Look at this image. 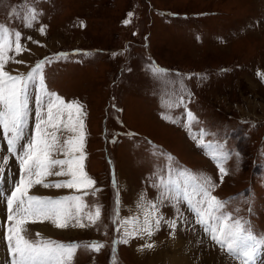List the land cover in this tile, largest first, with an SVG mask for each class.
I'll list each match as a JSON object with an SVG mask.
<instances>
[{
    "label": "rangeland",
    "instance_id": "rangeland-1",
    "mask_svg": "<svg viewBox=\"0 0 264 264\" xmlns=\"http://www.w3.org/2000/svg\"><path fill=\"white\" fill-rule=\"evenodd\" d=\"M26 5L39 12L31 29L23 27ZM0 23L21 31V43L28 49L16 56L24 63L6 65L12 74L26 73L36 61L57 53L68 54L46 64L45 85L65 102L83 104L84 166L99 189L95 196L84 197L90 207L101 206L96 225L59 229L64 232L52 235L48 233L57 228L51 222H37L27 226L30 239L40 233L64 243L104 245L99 252L78 248L72 264H112L113 255L116 264H173L179 255L187 257V264H240L209 240L185 204L180 208L188 223L178 222L174 239L162 224L149 241L155 243L154 249L138 251L147 238H133L117 244L113 254L112 241L119 237L112 222L117 190L122 218L136 213L141 193L155 201L158 192L152 179L163 171L158 153L164 152L182 168L210 175L217 185L212 195L225 202V211L248 221L246 227L264 241V82L256 76L257 71L264 72V0H0ZM41 25L46 26L44 35ZM153 63L166 73L154 76L149 68ZM181 80L191 93L190 98L185 95L190 101L187 108L199 119L193 135L205 128L215 134L205 141L222 143L231 154L222 183L216 164L185 128L161 119L162 104L182 94ZM35 94L34 87L29 130L34 125ZM171 114L184 120L182 108ZM58 135L63 139L70 134ZM5 154L7 145L0 133V156ZM18 172L15 158L10 157L0 190L7 191L9 174L17 179ZM61 190L37 185L31 194L69 195L56 193ZM5 210L0 200V233L7 223ZM160 212L167 220L176 219L170 204ZM0 253L4 264L3 245ZM251 264H264V244Z\"/></svg>",
    "mask_w": 264,
    "mask_h": 264
},
{
    "label": "snow or ice",
    "instance_id": "snow-or-ice-1",
    "mask_svg": "<svg viewBox=\"0 0 264 264\" xmlns=\"http://www.w3.org/2000/svg\"><path fill=\"white\" fill-rule=\"evenodd\" d=\"M132 15L128 13L129 17ZM38 17L37 8L26 5L22 15L23 27L33 28ZM129 22L126 19L124 24ZM45 28L44 25L40 26L41 35L45 34ZM21 38V31L0 23V133L7 145V154L0 156V178L5 175L10 157L15 158L19 168V178L13 179L9 174L11 187L7 191L0 190V200L4 202L7 214V223L2 225L4 230L0 233V245H3L7 254L4 264H72L78 248L99 252L104 245L97 241L87 244L64 243L44 238L40 233L30 239L26 233L27 226L37 222L48 221L57 229H66L92 227L100 220L101 206L96 204L90 207L84 200L85 196H95L99 191L84 166V117L87 113L79 101L65 102L64 98L49 91L45 85L46 64L52 63L53 59H66L67 53H57L54 58L38 60L26 73L12 74L6 70L9 62L24 63L16 59V56L28 51L21 43ZM9 53L14 55L10 56ZM149 68L154 76L163 75L167 71L154 63ZM256 76L264 82V72L257 71ZM179 84L182 94H178L174 101L162 104L165 110L161 113V119L185 128L189 138L216 164L222 183L228 175L224 164L231 154L222 143L205 141L204 137L215 135L207 129L200 128L193 135L194 125L199 123V119L187 108L190 101L185 100V95L190 98L191 93L182 80ZM34 87V125L29 130L30 94ZM176 108L183 109V121L171 114V110ZM61 131L70 135L61 139L58 135ZM158 154L163 171L153 174L152 186L158 192L155 201L148 200L141 193L136 203V213L122 218L117 190L112 222L116 225L119 237L112 241L113 254L117 244H127L133 238H147L138 251L154 249L155 243L149 241L162 224H167L171 229L169 235L174 239L178 222L188 223L180 208L181 204H185L194 216L195 224L200 226L221 252L239 260L240 264H251L254 254L264 241L257 240L250 228L246 227L248 221L233 218L225 211V202L212 195L217 187L213 178L203 172L195 173L182 168L170 154ZM61 155L63 158H58ZM236 155L239 156L238 153ZM50 176L65 179L48 181ZM37 185L45 189H72L74 192L58 197L31 194ZM113 187H116L114 178ZM166 203L175 209L176 219L167 220L160 212ZM112 264H116L115 255Z\"/></svg>",
    "mask_w": 264,
    "mask_h": 264
},
{
    "label": "bare ground",
    "instance_id": "bare-ground-1",
    "mask_svg": "<svg viewBox=\"0 0 264 264\" xmlns=\"http://www.w3.org/2000/svg\"><path fill=\"white\" fill-rule=\"evenodd\" d=\"M47 228V227H46ZM44 229V228H43ZM49 232V231H48ZM64 232V230L63 231H61V230H59V229H57L56 230V232H51V233H48V234H52V235H56V234H58V233H63ZM64 234H66V233H64ZM1 246V245H0ZM3 251V250H2ZM160 253V252H159ZM180 253V252H179ZM178 254V253H177ZM0 255H1V253H0ZM162 255V254H161ZM166 257V256H165ZM175 257V256H174ZM173 257V258H174ZM1 258V257H0ZM188 258H190V257H188ZM166 260V259H165ZM200 260V259H199ZM187 261H188V259H187V257H185V255L184 256H178L177 258H175L174 260H173V264H187ZM0 262H2V264H3V260H2V258H1V261ZM203 263V262H202ZM169 264V263H168Z\"/></svg>",
    "mask_w": 264,
    "mask_h": 264
},
{
    "label": "crops",
    "instance_id": "crops-1",
    "mask_svg": "<svg viewBox=\"0 0 264 264\" xmlns=\"http://www.w3.org/2000/svg\"><path fill=\"white\" fill-rule=\"evenodd\" d=\"M16 178L18 179L19 178V172H18V174L16 175ZM59 179L61 180V179H65L64 177H59ZM64 192H69V194L70 193H73L74 191L72 190V189H63V190H61V191H59V192H56V193H58V194H61V193H64ZM130 244H132V243H130ZM133 246V245H132ZM134 247V246H133Z\"/></svg>",
    "mask_w": 264,
    "mask_h": 264
}]
</instances>
